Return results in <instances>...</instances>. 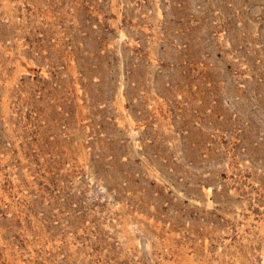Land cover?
I'll use <instances>...</instances> for the list:
<instances>
[{
    "label": "rangeland",
    "instance_id": "1",
    "mask_svg": "<svg viewBox=\"0 0 264 264\" xmlns=\"http://www.w3.org/2000/svg\"><path fill=\"white\" fill-rule=\"evenodd\" d=\"M0 264H264V0H0Z\"/></svg>",
    "mask_w": 264,
    "mask_h": 264
}]
</instances>
